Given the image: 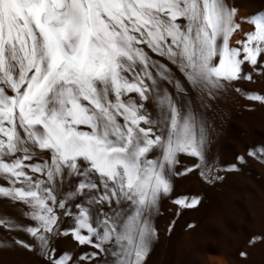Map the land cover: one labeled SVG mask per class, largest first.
Segmentation results:
<instances>
[{
  "label": "snow or ice",
  "instance_id": "1",
  "mask_svg": "<svg viewBox=\"0 0 264 264\" xmlns=\"http://www.w3.org/2000/svg\"><path fill=\"white\" fill-rule=\"evenodd\" d=\"M257 79L264 13L234 0H0V247L32 264H147L161 205L171 234L201 203L173 195L178 179L264 167V145L210 161L222 105L264 106L241 91Z\"/></svg>",
  "mask_w": 264,
  "mask_h": 264
},
{
  "label": "bare ground",
  "instance_id": "2",
  "mask_svg": "<svg viewBox=\"0 0 264 264\" xmlns=\"http://www.w3.org/2000/svg\"><path fill=\"white\" fill-rule=\"evenodd\" d=\"M241 17L264 13V0H234ZM237 37L232 38L234 44ZM245 94H260L264 81L241 82ZM223 120L210 161L226 169L234 157L253 145H264V106L241 95L221 107ZM225 178L213 185L201 182L197 173L175 182L173 195H199L197 209L185 211L169 234L170 203L161 205L163 214L154 219L160 236L147 264H264V240L249 245L253 235H264V167L248 161L236 172L221 171ZM3 210V209H0ZM191 223L195 227L187 228ZM59 248H67L61 243ZM240 252L246 256L241 257ZM33 257L0 247V264H32Z\"/></svg>",
  "mask_w": 264,
  "mask_h": 264
}]
</instances>
